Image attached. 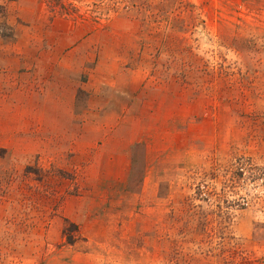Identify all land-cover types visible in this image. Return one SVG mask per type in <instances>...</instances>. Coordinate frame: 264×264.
<instances>
[{
	"label": "rangeland",
	"instance_id": "obj_1",
	"mask_svg": "<svg viewBox=\"0 0 264 264\" xmlns=\"http://www.w3.org/2000/svg\"><path fill=\"white\" fill-rule=\"evenodd\" d=\"M0 264H264V0H0Z\"/></svg>",
	"mask_w": 264,
	"mask_h": 264
}]
</instances>
